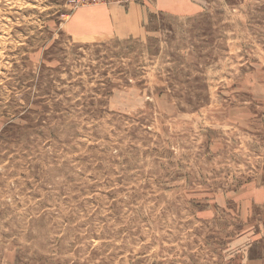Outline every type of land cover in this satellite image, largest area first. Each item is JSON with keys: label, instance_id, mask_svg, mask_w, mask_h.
Returning a JSON list of instances; mask_svg holds the SVG:
<instances>
[{"label": "rangeland", "instance_id": "obj_1", "mask_svg": "<svg viewBox=\"0 0 264 264\" xmlns=\"http://www.w3.org/2000/svg\"><path fill=\"white\" fill-rule=\"evenodd\" d=\"M102 1L0 0V264H264V0Z\"/></svg>", "mask_w": 264, "mask_h": 264}, {"label": "crops", "instance_id": "obj_2", "mask_svg": "<svg viewBox=\"0 0 264 264\" xmlns=\"http://www.w3.org/2000/svg\"><path fill=\"white\" fill-rule=\"evenodd\" d=\"M152 1V3H151ZM194 5L190 0H139L127 5L103 3L73 10L65 22L66 32L75 38L114 36L119 39L138 38L144 33L148 15L162 12L183 15Z\"/></svg>", "mask_w": 264, "mask_h": 264}, {"label": "built area", "instance_id": "obj_3", "mask_svg": "<svg viewBox=\"0 0 264 264\" xmlns=\"http://www.w3.org/2000/svg\"><path fill=\"white\" fill-rule=\"evenodd\" d=\"M138 2L139 0H104L102 1L103 3H110V2H113V3H117V4H120V5H127L129 3H132V2Z\"/></svg>", "mask_w": 264, "mask_h": 264}]
</instances>
